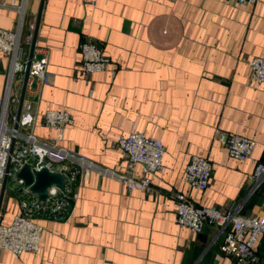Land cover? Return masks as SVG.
<instances>
[{
	"label": "crops",
	"instance_id": "0c3cea01",
	"mask_svg": "<svg viewBox=\"0 0 264 264\" xmlns=\"http://www.w3.org/2000/svg\"><path fill=\"white\" fill-rule=\"evenodd\" d=\"M40 2L0 0V28L9 30L24 5L28 60ZM87 39L104 43L110 58L108 69L89 80L81 71L80 45ZM43 51L51 81L35 91L27 87L24 99L37 114L34 134L55 139L43 113L67 110L75 121L60 144L71 152L123 171L118 137L139 131L163 141L164 168L151 175L149 192L92 171L80 180L70 215L40 220V250L19 257L1 250L0 264H237L222 252L216 226L194 233L176 222V194L198 206L264 216V183L251 192L255 167L264 162V84L252 79L250 65L264 57V1L44 0L35 54ZM9 67V56L0 52V95ZM24 74L16 75L20 96ZM220 130L254 139L246 162L229 155L216 139ZM196 155L214 165L203 191L184 179ZM136 170L142 174L141 165ZM13 190L4 195V225L20 212ZM258 248L264 259L263 236Z\"/></svg>",
	"mask_w": 264,
	"mask_h": 264
},
{
	"label": "built area",
	"instance_id": "2783aa9c",
	"mask_svg": "<svg viewBox=\"0 0 264 264\" xmlns=\"http://www.w3.org/2000/svg\"><path fill=\"white\" fill-rule=\"evenodd\" d=\"M239 4H256L264 0H235ZM21 19L13 30L0 28V52L10 58L5 91L0 95V188L7 173L17 183L20 195V212L11 224L0 223V251L7 250L19 257L25 252H36L41 248L44 225L41 219L62 220L72 213L79 199L78 186L82 178H87L92 171L120 181L129 190L139 189L149 192L152 189L151 175L164 168L166 148L157 137L144 132L132 131L122 133L117 140L122 156L125 159L123 171L105 167L79 156L60 144L66 128L74 123L73 115L67 110L48 109L43 113V123L50 130H56L53 140L38 137L32 131L37 119L31 101L24 100L19 120L17 115H9L10 109L18 105L20 94L16 88V75L25 73L28 59L24 57L23 45L24 5L18 7ZM104 43L87 39L80 45L82 60L81 71L86 80L94 73L108 69L109 56L104 52ZM40 59L32 60L28 86L37 90L39 86L50 83L48 71L49 55L42 52ZM252 79L264 84V57H254L250 61ZM36 76V87L32 81ZM18 122V127L15 123ZM216 139L224 145L230 156L246 162L252 154L255 141L240 134L220 130ZM26 163L32 168L59 171L65 175V186L52 185L48 188L46 200L25 186L16 173ZM137 165L142 166V174L137 173ZM214 165L204 156H193L188 163L184 179L189 187L198 191L205 190L212 178ZM70 172V176H68ZM264 183V162L257 163L254 171V183L251 192ZM176 222L194 233L202 232L206 226L218 228V237L223 236L220 245L222 252L232 256L237 264H262L257 251L259 238L264 235V216L242 215L240 209L222 210L216 207L198 206L186 194H176Z\"/></svg>",
	"mask_w": 264,
	"mask_h": 264
},
{
	"label": "water",
	"instance_id": "95a60500",
	"mask_svg": "<svg viewBox=\"0 0 264 264\" xmlns=\"http://www.w3.org/2000/svg\"><path fill=\"white\" fill-rule=\"evenodd\" d=\"M43 4H44V0H41L37 19H36V24L33 32V37H32L29 61L27 64V69L24 74L22 91H21V96L17 110V120H19L22 111L23 102L26 95V89L29 82V72H30V66L32 60L34 57L35 59H40L42 57V55L40 54H35V47H36L37 35H38V30H39L40 20L43 10ZM32 87H36V76H34V79L32 81ZM15 127L16 128L18 127V122L15 123ZM10 167H11V163L9 160L7 165V173L4 177L3 184L0 190V212L3 204L4 195L8 185V180H9L8 173L10 171ZM70 174L71 173L68 172V176H70ZM16 177L18 179H22L25 186H30V189L38 195L40 200H46V198L48 197V188L50 186L56 185L58 187H64L66 184L65 175L62 174L61 172L50 170L47 167H43L42 169L39 170L36 168H32L29 163H26L23 167L20 168V170L16 173Z\"/></svg>",
	"mask_w": 264,
	"mask_h": 264
},
{
	"label": "rangeland",
	"instance_id": "374dc122",
	"mask_svg": "<svg viewBox=\"0 0 264 264\" xmlns=\"http://www.w3.org/2000/svg\"><path fill=\"white\" fill-rule=\"evenodd\" d=\"M7 187H14L13 194H15V195L19 194L17 192L18 191V189H17V183H16V181L13 178H11V177L9 178Z\"/></svg>",
	"mask_w": 264,
	"mask_h": 264
},
{
	"label": "trees",
	"instance_id": "16d2710c",
	"mask_svg": "<svg viewBox=\"0 0 264 264\" xmlns=\"http://www.w3.org/2000/svg\"><path fill=\"white\" fill-rule=\"evenodd\" d=\"M263 237H264V235H263ZM257 251H258V253H259V248H258V245H257ZM259 255H260V253H259ZM261 256V255H260ZM261 258H262V256H261Z\"/></svg>",
	"mask_w": 264,
	"mask_h": 264
}]
</instances>
